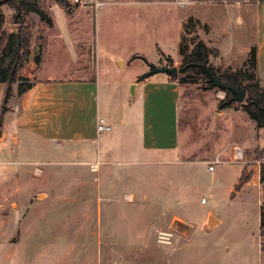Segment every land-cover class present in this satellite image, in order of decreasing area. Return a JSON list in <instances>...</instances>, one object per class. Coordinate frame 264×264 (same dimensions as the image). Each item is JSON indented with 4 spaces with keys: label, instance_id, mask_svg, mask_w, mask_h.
Returning <instances> with one entry per match:
<instances>
[{
    "label": "rangeland",
    "instance_id": "1",
    "mask_svg": "<svg viewBox=\"0 0 264 264\" xmlns=\"http://www.w3.org/2000/svg\"><path fill=\"white\" fill-rule=\"evenodd\" d=\"M30 1L40 4L53 24L35 12L24 17L32 56L22 74L31 81L85 76L75 72L83 63L72 58L74 49H84L104 103L118 119L111 120V132L91 143L44 142L23 132L0 138V264H264V128L242 106L223 107L225 91L188 75L181 83L175 149L140 150L138 135L121 125L123 119L134 122L139 131L133 81L151 65H182V59L151 63L159 46L178 53L175 43L166 41L165 0ZM178 1L194 18L183 38L190 48L197 36L215 47L214 17L225 18L238 37L236 46L252 42L253 10L243 33L236 20L250 0ZM2 9L5 28L16 31L13 9ZM64 25L69 33L62 34ZM248 57L216 64L211 56L210 62L218 77L246 64L264 83ZM134 72L141 73L134 77ZM235 145L244 149L241 161L233 160ZM242 175L248 180L238 190ZM219 218L222 224L214 227ZM165 233L170 237L161 239Z\"/></svg>",
    "mask_w": 264,
    "mask_h": 264
},
{
    "label": "crops",
    "instance_id": "2",
    "mask_svg": "<svg viewBox=\"0 0 264 264\" xmlns=\"http://www.w3.org/2000/svg\"><path fill=\"white\" fill-rule=\"evenodd\" d=\"M178 0H165V11L168 16L166 33L169 37L166 41L174 42L178 53L172 56L160 46L153 64H174L182 59L180 52L184 35V25L188 14H184L177 6ZM246 14L236 17L237 26L241 33L247 28L249 14L253 10L254 38L245 46H236V38L226 27L223 17H214L219 29L218 40L214 43L219 50L216 64L229 60L245 59L252 47L256 48L257 71L264 74V0H250ZM63 14V13H62ZM64 16V15H63ZM62 34L69 33L67 27L61 26ZM227 40L233 41L228 47ZM207 44V43H206ZM208 45V44H207ZM209 46V45H208ZM238 47V48H237ZM88 52L74 49L72 58L83 63L76 73H84L85 76L76 78H37L33 86L22 94L18 93V84H13L12 93L7 103V110L3 115L0 127V138L7 133L17 135L19 132L31 135L44 142L72 143L95 142L104 132H98L97 123L99 117H104L112 126L111 120L118 119L116 111L109 109L104 103L103 92L98 79L97 71L87 63ZM166 56V60L161 59ZM91 59V58H90ZM31 60V59H30ZM82 61V62H81ZM125 61L118 58V63ZM164 63V64H163ZM93 64V62H92ZM226 66H228L226 64ZM163 67V66H162ZM91 71L90 75L87 73ZM141 72H134L138 77ZM133 86V100H137L139 117V131L136 132L134 122L121 121V125L128 124L130 131L137 136L138 148L144 151H170L177 147L179 139V101L181 85L171 79L170 75H150L144 80H135ZM5 92V84L0 82V114ZM135 102V101H134ZM133 103H130V106ZM113 130V126L111 131ZM108 131V132H111ZM222 224V219L214 224V227Z\"/></svg>",
    "mask_w": 264,
    "mask_h": 264
},
{
    "label": "trees",
    "instance_id": "3",
    "mask_svg": "<svg viewBox=\"0 0 264 264\" xmlns=\"http://www.w3.org/2000/svg\"><path fill=\"white\" fill-rule=\"evenodd\" d=\"M8 5L13 9V22L17 25L16 31H9L5 28L6 17L2 7ZM31 12L37 13L42 20H46L49 26L53 22L49 15L36 1L30 0H0V82L5 84V92L1 106L0 127L3 122V115L7 110V103L12 93L13 84H18V93L22 94L33 86L31 81L22 74L23 69L29 63L32 56L31 40L32 33L28 24H25L24 17ZM194 18L189 17L184 25V36L189 31L190 22ZM182 54V65L185 67L180 71L186 73L185 77H177V74H169L171 79L177 81L180 85L187 81L188 75L201 76L207 83L213 82L210 73L216 75V67L210 62L211 56H219V50L215 47H209L201 38L194 37L193 47L184 44L183 40L180 47ZM35 61L40 62V55L35 56ZM251 63V69H257L256 48L252 47L248 57V63ZM217 76V75H216ZM218 77V76H217ZM219 78L228 88H221L226 96L222 101L223 107L242 106L243 110L260 128H264V83H262L256 74L246 67V64L238 69H228L219 75ZM231 88H244L246 90L245 102H238L235 99L236 94ZM264 180V163H263ZM242 175L236 185L239 190L246 182ZM260 235H264V211L260 214Z\"/></svg>",
    "mask_w": 264,
    "mask_h": 264
},
{
    "label": "water",
    "instance_id": "4",
    "mask_svg": "<svg viewBox=\"0 0 264 264\" xmlns=\"http://www.w3.org/2000/svg\"><path fill=\"white\" fill-rule=\"evenodd\" d=\"M150 71L143 73L142 75L139 76V80H144L148 76L158 73V72H165L169 74H177L179 70L184 69L185 67L181 66L180 68L176 66H163V67H157L155 65L150 66ZM210 76L213 80L211 83V87H221V88H228V86L225 85V83L216 75L210 73ZM133 86L132 85V93H133ZM233 92L236 94L235 99L238 102H244L246 100V90L244 88L236 89V88H231Z\"/></svg>",
    "mask_w": 264,
    "mask_h": 264
},
{
    "label": "built area",
    "instance_id": "5",
    "mask_svg": "<svg viewBox=\"0 0 264 264\" xmlns=\"http://www.w3.org/2000/svg\"><path fill=\"white\" fill-rule=\"evenodd\" d=\"M75 3H83L84 0H74ZM112 129V126L110 124H108V122L106 121V119L104 117H99L98 119V123H97V130L98 132H108V131H111ZM232 157H233V160L234 161H241L243 158H244V149L242 146L240 145H235L233 147V152H232ZM220 160H216L214 161L213 165L210 166V169L211 170H214L215 169V165L217 163H219ZM91 169L92 171H96L98 169V165L96 164H92L91 165ZM170 237V234L169 233H165V234H162L160 236V238L162 239H168Z\"/></svg>",
    "mask_w": 264,
    "mask_h": 264
}]
</instances>
